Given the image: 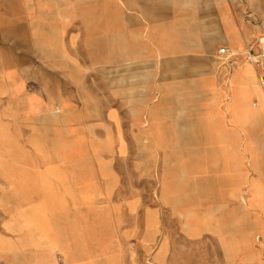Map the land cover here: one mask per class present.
Wrapping results in <instances>:
<instances>
[{
  "label": "crops",
  "instance_id": "1",
  "mask_svg": "<svg viewBox=\"0 0 264 264\" xmlns=\"http://www.w3.org/2000/svg\"><path fill=\"white\" fill-rule=\"evenodd\" d=\"M263 35L264 0H0V95L9 88L13 108L28 114L27 92L36 78L47 88L42 97L62 96L69 121L62 134L112 144L118 154L121 144L126 151L124 143L149 152L144 142L224 137L225 147L192 153L186 175L194 181L226 178L218 193L230 188L237 198L246 183L262 208V232L263 145H252L261 164L255 169L251 163V175L260 189L243 179L242 159L246 154L251 162L252 156L234 138L264 135V111L249 109L260 98L254 85L255 79L260 84V70L242 60L250 47L258 50ZM222 47L242 60L227 77L219 66ZM109 78L123 83L114 90L104 85ZM76 95L89 96L88 129L81 128L85 116L75 107ZM48 104L43 97L39 112ZM239 106L245 110L237 113ZM163 190L167 195L170 183ZM44 224L42 232L49 227L54 239L51 254L61 253L64 264H72L69 246Z\"/></svg>",
  "mask_w": 264,
  "mask_h": 264
},
{
  "label": "rangeland",
  "instance_id": "2",
  "mask_svg": "<svg viewBox=\"0 0 264 264\" xmlns=\"http://www.w3.org/2000/svg\"><path fill=\"white\" fill-rule=\"evenodd\" d=\"M33 80L28 114L14 109L9 88H1L0 264H64L61 253L49 250L54 239L49 227L42 232L46 220L69 246L75 264H264V231H257L262 208L247 184L237 198L230 188L218 193L226 178L194 181L186 175L192 153L225 147L224 137L144 142L149 152L124 143L126 151L121 144L118 154L112 144L62 134L69 122L62 96H43L49 104L39 112L47 88ZM104 85L119 86L111 78ZM254 85L260 98L249 109L264 111V91L256 79ZM73 97L85 116L81 128L88 129L89 96ZM19 98L26 101L25 95ZM30 113L38 115L26 119ZM261 136L234 138L252 156L251 162L248 155L241 157L247 182L251 163L260 168L252 145H263L264 154ZM164 183H170L167 195ZM229 240L237 246L230 247Z\"/></svg>",
  "mask_w": 264,
  "mask_h": 264
},
{
  "label": "built area",
  "instance_id": "3",
  "mask_svg": "<svg viewBox=\"0 0 264 264\" xmlns=\"http://www.w3.org/2000/svg\"><path fill=\"white\" fill-rule=\"evenodd\" d=\"M257 51L254 47H250L247 54L244 55L243 61L257 66L260 70L258 81L264 91V35L257 39ZM220 58V67L223 69V73L225 77H227L232 70L234 69L235 65L239 63V57L237 53L228 50L226 47H222L219 49ZM240 60V61H242Z\"/></svg>",
  "mask_w": 264,
  "mask_h": 264
},
{
  "label": "bare ground",
  "instance_id": "4",
  "mask_svg": "<svg viewBox=\"0 0 264 264\" xmlns=\"http://www.w3.org/2000/svg\"><path fill=\"white\" fill-rule=\"evenodd\" d=\"M148 109H149V108H148ZM146 122H147V121H146ZM146 122H145V123H146ZM148 123H149V122H148ZM252 180H253V178H252ZM164 182H165V181H164ZM253 185H254V186H259L260 189H262V184H261V183L258 184L257 181H256L255 179L253 180ZM72 194H73V193H72Z\"/></svg>",
  "mask_w": 264,
  "mask_h": 264
}]
</instances>
